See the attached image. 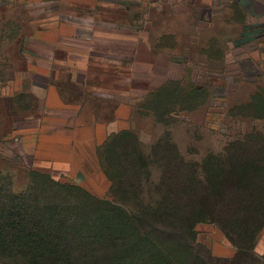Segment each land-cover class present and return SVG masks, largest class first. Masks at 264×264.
Listing matches in <instances>:
<instances>
[{
  "label": "rangeland",
  "instance_id": "rangeland-1",
  "mask_svg": "<svg viewBox=\"0 0 264 264\" xmlns=\"http://www.w3.org/2000/svg\"><path fill=\"white\" fill-rule=\"evenodd\" d=\"M86 68L129 74L118 79L129 87L127 100L89 103L100 119L114 117L117 130L130 128L145 150L169 138L200 166L235 139H264V103L250 104L264 96V0H0V174L15 194L49 197L57 183L70 184L36 168L19 141L41 109V73L79 100L101 78ZM165 82V96L176 94L186 111H151L158 105L149 95ZM95 181L93 195L111 201L106 178ZM77 189L70 185L67 194L87 198ZM251 207L231 224L198 223L201 257L232 259L246 246L251 264H264V214L259 202Z\"/></svg>",
  "mask_w": 264,
  "mask_h": 264
},
{
  "label": "trees",
  "instance_id": "trees-1",
  "mask_svg": "<svg viewBox=\"0 0 264 264\" xmlns=\"http://www.w3.org/2000/svg\"><path fill=\"white\" fill-rule=\"evenodd\" d=\"M166 84L151 91L158 105L151 111H186L176 94L165 96ZM261 103L264 96L250 104ZM257 136L229 142L199 166L169 138L145 150L130 128L119 129L98 149L111 201L71 182L57 183L49 197L15 194L0 174V264H251L246 246L232 259L201 257L194 228L220 218L231 224L258 202L264 214V139ZM70 185L87 198L67 194Z\"/></svg>",
  "mask_w": 264,
  "mask_h": 264
},
{
  "label": "crops",
  "instance_id": "crops-1",
  "mask_svg": "<svg viewBox=\"0 0 264 264\" xmlns=\"http://www.w3.org/2000/svg\"><path fill=\"white\" fill-rule=\"evenodd\" d=\"M79 56L87 58L85 53ZM85 70L101 78L84 86L79 100L66 97L51 73H41L47 80L42 86L41 109L33 129L22 135L19 143L29 152L36 168L67 179L93 195L99 190L95 181L101 171L98 149L117 132V124L114 117L100 119L89 101L105 96L127 100L129 87L118 79L127 81L129 74L114 68Z\"/></svg>",
  "mask_w": 264,
  "mask_h": 264
}]
</instances>
